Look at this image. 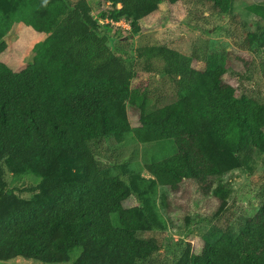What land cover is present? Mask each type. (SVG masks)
Here are the masks:
<instances>
[{
    "label": "trees",
    "instance_id": "trees-1",
    "mask_svg": "<svg viewBox=\"0 0 264 264\" xmlns=\"http://www.w3.org/2000/svg\"><path fill=\"white\" fill-rule=\"evenodd\" d=\"M178 1L107 0L100 26L86 0H0V55L17 21L45 35L25 69L14 72L0 62V261L142 264L151 258L165 223L147 201L128 204L131 197L138 202L132 186L104 177L98 160L104 141L132 133L140 143L175 147L171 156L146 165L155 179L148 182L151 191L163 188V207L182 189L212 206L199 252L177 264H264V195L254 218L217 224L231 197L224 175L240 169L253 148L264 153V105L237 97L225 82L223 57L211 55L202 68H187L177 52L149 47L141 56L163 60L176 98L147 112L130 90L132 73L109 47L111 23L123 20L138 36V22L158 4ZM234 1L208 3L228 13ZM247 9L259 17L257 31L264 34V0ZM135 100L142 112L132 129L125 107ZM5 169L41 180L8 187Z\"/></svg>",
    "mask_w": 264,
    "mask_h": 264
},
{
    "label": "rangeland",
    "instance_id": "rangeland-1",
    "mask_svg": "<svg viewBox=\"0 0 264 264\" xmlns=\"http://www.w3.org/2000/svg\"><path fill=\"white\" fill-rule=\"evenodd\" d=\"M65 1L73 4L77 0ZM86 1L91 15L100 26H105L100 15L106 8L104 4L109 5L107 0ZM260 1L235 0L228 13L215 9L208 0H179L175 4L161 2L155 11L138 22L142 27L138 36L131 34L130 26L123 20L111 23L114 28L110 27L109 37L114 42L109 43V47L132 73L130 90L143 102V109L153 113L176 98L173 83L162 73L163 60H146L141 56L149 47H166L177 52L187 68H202L211 55L223 57L228 68L225 82L234 88L237 97L264 105V34L257 31L262 22L247 9ZM44 38V34L17 21L5 39L6 49L0 55V62L14 72L25 69L33 47ZM139 105L140 101L135 100L125 107L132 129L138 125L141 116ZM174 152V145L168 141L140 143L132 133H127L120 141L106 140L98 149V160L104 162V177H119L131 185L137 195L138 202L131 197L127 203L140 207L147 201L155 219L165 223L159 250L142 264H177L185 255L198 253L201 236L209 228L207 219L212 216V206L200 203L190 190L182 189L175 198L168 197V206L165 207L160 204L163 188L156 185L154 192L151 191L153 187L148 182L155 179L146 165L162 161ZM46 171L48 173L49 169ZM40 180L41 177L34 173L5 169L8 187L32 186ZM223 183L230 190L231 197L227 200L229 210L225 219L217 224L225 227L242 217L254 218L264 195V153L253 148L240 169L224 175ZM24 197L29 198V195ZM0 264L46 263L16 256L0 261Z\"/></svg>",
    "mask_w": 264,
    "mask_h": 264
}]
</instances>
